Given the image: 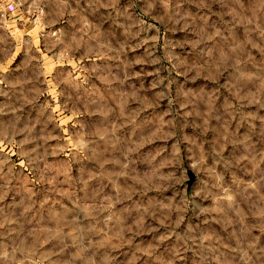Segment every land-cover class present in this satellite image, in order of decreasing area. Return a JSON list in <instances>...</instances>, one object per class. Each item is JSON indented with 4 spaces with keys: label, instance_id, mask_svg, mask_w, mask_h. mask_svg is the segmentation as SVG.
Returning a JSON list of instances; mask_svg holds the SVG:
<instances>
[{
    "label": "rangeland",
    "instance_id": "1",
    "mask_svg": "<svg viewBox=\"0 0 264 264\" xmlns=\"http://www.w3.org/2000/svg\"><path fill=\"white\" fill-rule=\"evenodd\" d=\"M0 264H264V0H0Z\"/></svg>",
    "mask_w": 264,
    "mask_h": 264
}]
</instances>
